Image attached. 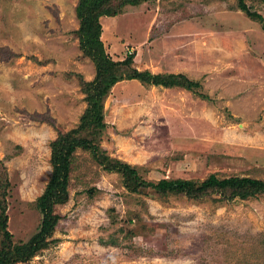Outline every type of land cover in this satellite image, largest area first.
Returning a JSON list of instances; mask_svg holds the SVG:
<instances>
[{
    "label": "rangeland",
    "instance_id": "374dc122",
    "mask_svg": "<svg viewBox=\"0 0 264 264\" xmlns=\"http://www.w3.org/2000/svg\"><path fill=\"white\" fill-rule=\"evenodd\" d=\"M81 1L0 0V216L11 234L0 225V264H264V193L131 191L101 161L150 181L264 180V0H244L262 21L237 0H140L100 18L112 59L133 55L138 71L183 74L199 88L135 78L110 87L93 139L99 158L74 151L53 230L17 256L40 231L52 142L75 132L88 107L82 82L96 71L81 47Z\"/></svg>",
    "mask_w": 264,
    "mask_h": 264
},
{
    "label": "trees",
    "instance_id": "16d2710c",
    "mask_svg": "<svg viewBox=\"0 0 264 264\" xmlns=\"http://www.w3.org/2000/svg\"><path fill=\"white\" fill-rule=\"evenodd\" d=\"M82 0L77 8V15L80 18V34L81 47L85 54L89 55L95 63V76L91 82H82L83 89L87 93L88 107L83 117L81 126L74 129L72 133L59 135L52 142V164L53 172L51 182L47 188L46 194L40 199V208L43 212L40 231L36 237L30 242V248L27 251L18 252L17 256L21 259H27L37 250L41 248L44 243V236L51 233L57 216L52 214V206L55 202H62L67 199V191L65 189L69 172L71 170L72 159L74 151L77 148L91 149L92 152L97 150L94 143L95 135L98 129L103 128L105 123L103 121V101L110 87L122 78H135L141 83L162 85V87L180 86L186 89H198L199 82L189 80L183 74L161 75L153 74L147 70L138 71L132 66L133 55H127L123 60L112 59L111 55L105 51L104 44L100 38L102 25L100 18L102 16L116 15L121 8L126 4L136 5L140 0H121L118 3L111 5L109 0ZM237 7L243 10L248 16L263 20L261 13L252 10L244 0H237ZM88 131L90 128L96 129L91 138L82 134L84 129ZM80 129V131L78 130ZM93 156L99 158L94 152ZM102 157L101 161L108 170L120 171L125 177L126 186L131 191H138L141 189H152L156 193L167 194L186 193L189 195H199L204 191L218 188L228 190L231 194L239 195L242 198L254 195L256 193H264V180L252 177H223L220 178L215 174H210L205 180L196 182L192 179L184 178H161L157 181H150L143 179L139 174L137 168L119 159H110ZM7 215L2 213L0 225L5 239L10 237V232L7 229ZM42 240L36 244L35 241ZM34 243V244H32ZM25 252H27L25 254ZM5 256L2 260L12 261L16 260V255H1ZM13 256V257H11Z\"/></svg>",
    "mask_w": 264,
    "mask_h": 264
}]
</instances>
